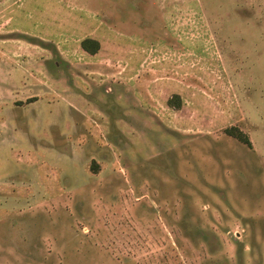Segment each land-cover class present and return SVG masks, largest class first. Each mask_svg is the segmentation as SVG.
<instances>
[{"label":"rangeland","instance_id":"1","mask_svg":"<svg viewBox=\"0 0 264 264\" xmlns=\"http://www.w3.org/2000/svg\"><path fill=\"white\" fill-rule=\"evenodd\" d=\"M0 39L64 80L24 116L0 56V264H264V0H0Z\"/></svg>","mask_w":264,"mask_h":264},{"label":"crops","instance_id":"2","mask_svg":"<svg viewBox=\"0 0 264 264\" xmlns=\"http://www.w3.org/2000/svg\"><path fill=\"white\" fill-rule=\"evenodd\" d=\"M33 29H37L36 26L33 27ZM15 30H19L20 33H27L26 30L22 29L21 27H16ZM37 34V33H36ZM91 39V38H90ZM5 40L0 39V56L7 57L9 54H11L12 57H15L17 55H21L20 61H19V68L22 72L18 74L17 80L13 82L11 78V83H14V89H9L10 93L13 97V103L14 102H20L19 106H15V110L18 112H22L24 116H29V111L34 109L36 104L40 105V107H43L45 110H50L53 107V103L51 100H49L55 93L54 86L61 85L64 83V80L61 78V80L55 79L54 71L52 66H49L51 63L49 61L39 58V52L37 50V46L27 43L26 41L18 40V39H7L6 43H9L8 45L4 43ZM3 42L4 44H1ZM80 47V44H79ZM18 48V50L16 49ZM83 51V50H82ZM85 54V51H83ZM9 53V54H7ZM23 55V56H22ZM90 55V54H88ZM9 57V56H8ZM6 61L5 63H7ZM21 62L25 63V66L21 64ZM54 83H56L54 85ZM66 87V85H65ZM67 87L68 84H67ZM66 87V89H67ZM40 90V91H39ZM66 92L63 88V92ZM68 91V89H67ZM68 95V93H65L64 95ZM1 95L0 92V103H1ZM74 95V94H73ZM38 96V97H37ZM33 97H37L38 100H35L30 103H26L27 99H31ZM29 101V100H28ZM83 105L86 106L89 102L83 99ZM12 103V104H13ZM66 104V103H65ZM61 105H64L61 103ZM70 106L67 107V111H70ZM1 109V106H0ZM12 110V111H15ZM21 120V118H19ZM30 123L33 121L29 118L28 120ZM48 125L50 123H47L45 125L46 128H48Z\"/></svg>","mask_w":264,"mask_h":264},{"label":"trees","instance_id":"3","mask_svg":"<svg viewBox=\"0 0 264 264\" xmlns=\"http://www.w3.org/2000/svg\"><path fill=\"white\" fill-rule=\"evenodd\" d=\"M80 47L86 53H88L90 55H94L99 51L100 44L96 40L86 38L80 43ZM168 104H169V106L174 107V108L179 107V103L175 104L171 100L168 101ZM225 133L227 135L237 139L239 142L243 143L247 147H251V143H250L249 139L247 138V136L245 134H243L242 132L238 131L237 129H235V128L226 129Z\"/></svg>","mask_w":264,"mask_h":264}]
</instances>
